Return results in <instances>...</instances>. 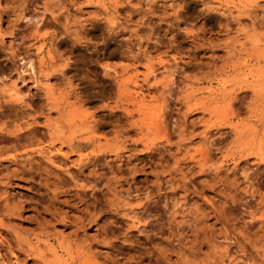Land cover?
<instances>
[{"label": "rangeland", "instance_id": "1", "mask_svg": "<svg viewBox=\"0 0 264 264\" xmlns=\"http://www.w3.org/2000/svg\"><path fill=\"white\" fill-rule=\"evenodd\" d=\"M0 264H264V0H0Z\"/></svg>", "mask_w": 264, "mask_h": 264}, {"label": "bare ground", "instance_id": "2", "mask_svg": "<svg viewBox=\"0 0 264 264\" xmlns=\"http://www.w3.org/2000/svg\"><path fill=\"white\" fill-rule=\"evenodd\" d=\"M24 59H22L20 61V63L22 64V73L24 75H26L27 77L30 76L32 78H35V69H34V66L32 65V61L29 60V61H23ZM21 72V71H20ZM24 77V76H22ZM18 97V96H17ZM20 100H21V97H20Z\"/></svg>", "mask_w": 264, "mask_h": 264}]
</instances>
